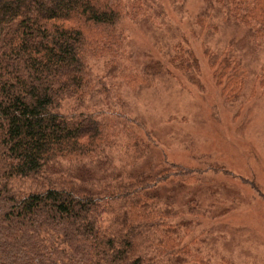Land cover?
<instances>
[{
	"label": "trees",
	"instance_id": "16d2710c",
	"mask_svg": "<svg viewBox=\"0 0 264 264\" xmlns=\"http://www.w3.org/2000/svg\"><path fill=\"white\" fill-rule=\"evenodd\" d=\"M186 1L0 0V264H191L185 240L203 212L192 198L176 207L174 194L203 172L161 167L162 157L148 166L157 143L110 82L122 21L152 26L164 3L184 13ZM200 1L191 32L242 31L207 53L236 101L249 76L235 47L256 55L264 43V0ZM183 51L190 60L176 65L196 72ZM251 80L264 91V65Z\"/></svg>",
	"mask_w": 264,
	"mask_h": 264
},
{
	"label": "rangeland",
	"instance_id": "374dc122",
	"mask_svg": "<svg viewBox=\"0 0 264 264\" xmlns=\"http://www.w3.org/2000/svg\"><path fill=\"white\" fill-rule=\"evenodd\" d=\"M164 5V18L152 26L122 21L121 72L110 82L125 113L141 120L157 143L148 166L160 165L162 157L161 167L203 172L200 181L174 194L176 207L192 198L203 212L185 240L191 264H197L196 252L205 264H264V91L258 85L251 90L255 71L264 65V43L256 55L241 40L235 47L246 52L237 55L249 77L240 97L230 101L213 79L207 53L232 36L241 38L242 31L221 25L199 36L191 30L200 0H187L184 13ZM186 49L198 60L196 72L176 65L189 62ZM105 63L92 62L94 72L101 74ZM127 78L138 83L128 85Z\"/></svg>",
	"mask_w": 264,
	"mask_h": 264
}]
</instances>
